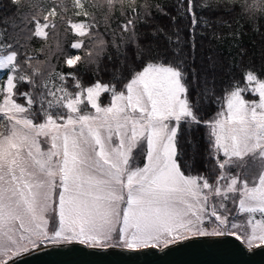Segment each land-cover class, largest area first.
<instances>
[{"label": "rangeland", "instance_id": "rangeland-1", "mask_svg": "<svg viewBox=\"0 0 264 264\" xmlns=\"http://www.w3.org/2000/svg\"><path fill=\"white\" fill-rule=\"evenodd\" d=\"M13 59L1 54L0 69ZM246 82L211 122L219 172L208 181L183 175L174 159L176 122L192 114L171 67L146 64L105 105L108 87L95 83L67 101L61 121L36 123L12 97V73L0 78V261L66 239L140 247L229 232L247 246L264 242V81ZM137 145L144 158L131 166Z\"/></svg>", "mask_w": 264, "mask_h": 264}, {"label": "trees", "instance_id": "trees-1", "mask_svg": "<svg viewBox=\"0 0 264 264\" xmlns=\"http://www.w3.org/2000/svg\"><path fill=\"white\" fill-rule=\"evenodd\" d=\"M6 53L14 59L0 78L12 73V97L34 123L61 121L67 101L95 83L108 87L98 96L105 105L146 64L175 69L192 115L176 122L174 159L183 175L211 181L212 120L247 74L264 81V0H0ZM144 152L134 146L130 165Z\"/></svg>", "mask_w": 264, "mask_h": 264}, {"label": "water", "instance_id": "water-1", "mask_svg": "<svg viewBox=\"0 0 264 264\" xmlns=\"http://www.w3.org/2000/svg\"><path fill=\"white\" fill-rule=\"evenodd\" d=\"M0 264H264V242L247 246L232 233L192 234L161 246H95L56 240L25 246Z\"/></svg>", "mask_w": 264, "mask_h": 264}, {"label": "snow or ice", "instance_id": "snow-or-ice-1", "mask_svg": "<svg viewBox=\"0 0 264 264\" xmlns=\"http://www.w3.org/2000/svg\"><path fill=\"white\" fill-rule=\"evenodd\" d=\"M102 227H106V225H102ZM5 242L0 241V247H2L4 245Z\"/></svg>", "mask_w": 264, "mask_h": 264}]
</instances>
